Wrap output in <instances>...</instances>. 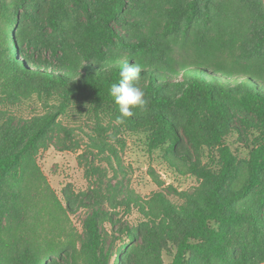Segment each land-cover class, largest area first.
I'll return each mask as SVG.
<instances>
[{
    "label": "trees",
    "instance_id": "trees-1",
    "mask_svg": "<svg viewBox=\"0 0 264 264\" xmlns=\"http://www.w3.org/2000/svg\"><path fill=\"white\" fill-rule=\"evenodd\" d=\"M134 63L147 107L118 123L111 86ZM86 126L198 189L116 203L134 231L98 197L58 199L36 156ZM114 218L113 264L264 263V0H0V264H109Z\"/></svg>",
    "mask_w": 264,
    "mask_h": 264
},
{
    "label": "rangeland",
    "instance_id": "rangeland-1",
    "mask_svg": "<svg viewBox=\"0 0 264 264\" xmlns=\"http://www.w3.org/2000/svg\"><path fill=\"white\" fill-rule=\"evenodd\" d=\"M31 13L37 16L36 12ZM71 14L77 15V11L72 9ZM7 28L11 30L10 25ZM43 111L41 104L34 100L24 105L20 116L30 117ZM91 129L92 127L87 126L81 130L73 129L69 134L72 142L65 140L64 143L74 144L69 150L49 145L36 156L35 171L42 174L58 199L61 200L63 194L73 202H89L91 196L98 197L106 212L114 214L117 220L134 231L143 217L135 209L125 213L123 208L115 207L116 203L131 197L150 203L153 193L161 192L173 203L183 204L185 201L181 192L193 193L198 189L199 182L194 178L175 175L143 152L133 140L126 138L121 146L117 139L110 137L104 141V137H99ZM65 134L59 133V140ZM84 193L90 199H85ZM88 214L89 210L86 208L67 214L66 224L72 228L74 235L82 236L83 221ZM113 220L116 222L113 231L106 225L109 234L107 245L111 246L109 264L114 262L113 254L117 250L116 246L118 247L116 240L121 237L115 229L118 221L115 218ZM3 234L8 233L4 231ZM134 249L139 252V246ZM141 253L142 251L138 254ZM149 257L150 255L142 260L150 261Z\"/></svg>",
    "mask_w": 264,
    "mask_h": 264
},
{
    "label": "clouds",
    "instance_id": "clouds-1",
    "mask_svg": "<svg viewBox=\"0 0 264 264\" xmlns=\"http://www.w3.org/2000/svg\"><path fill=\"white\" fill-rule=\"evenodd\" d=\"M141 68L137 64L129 66L128 64L119 73V83L112 84L111 95L116 105L119 106L120 117L117 122H122L123 117H131L134 110H144L148 101L144 98V92L136 85L140 78Z\"/></svg>",
    "mask_w": 264,
    "mask_h": 264
}]
</instances>
